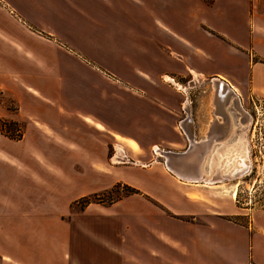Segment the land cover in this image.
<instances>
[{"label": "crops", "instance_id": "crops-1", "mask_svg": "<svg viewBox=\"0 0 264 264\" xmlns=\"http://www.w3.org/2000/svg\"><path fill=\"white\" fill-rule=\"evenodd\" d=\"M148 2L161 8L156 0H0V122L21 132L0 130V264H264V209L249 225L238 222L240 211L226 213L223 201L163 164L182 193L148 197L135 188L148 205L120 211L115 225L92 204L72 212L86 193H63L62 169L96 180L113 164L110 146L126 153L121 142L134 145L146 121H165L166 109L177 108L174 90L165 87L166 99L150 83L177 71L170 19H112L114 8L145 11ZM251 87L264 95V63L252 64Z\"/></svg>", "mask_w": 264, "mask_h": 264}, {"label": "rangeland", "instance_id": "rangeland-1", "mask_svg": "<svg viewBox=\"0 0 264 264\" xmlns=\"http://www.w3.org/2000/svg\"><path fill=\"white\" fill-rule=\"evenodd\" d=\"M156 1L161 3L160 9L152 8L154 4L151 2H148L149 10L145 11L135 5L123 11L114 8L112 19L128 25L137 20L148 23L154 17L161 19L162 23V20L170 19L176 30L178 52L175 54L177 57L174 56L176 60H170V65L177 71L171 73L174 77L166 75L171 80L166 79L165 75L162 78L160 76L159 82L163 86H158V80L150 83L166 99L169 95L165 87L174 90L177 108L174 110L171 106L173 112L166 109L170 116L165 121H146L144 129L139 130V134L144 137L134 139V145L131 140L130 143L121 142L128 157L126 164L120 165L121 149L116 150L115 145L110 146L109 157H112L113 164L108 165L103 172L96 171V180L84 182V170L62 169L60 174L63 176L58 174L57 177L65 186L63 193L66 196L86 193L71 205L72 212H82L92 204L90 211L93 214L102 215V211H105L114 218L111 225L116 224L115 215L120 211L134 212L138 204L148 205L147 200L138 193L132 194L135 188L148 197H156L165 192L181 194L182 190L162 170L161 165L165 166L162 151H183L190 144L191 138L196 141L206 139L210 132L215 133L214 121H224V116L228 115L231 124L227 135L221 139H212L205 159L206 165L212 162V170L217 167L216 172L219 169L220 174L216 173V179L212 181L210 177L213 172L204 169V175L209 181L190 182L188 185L197 186L199 192H208L211 198L223 201L222 210L226 213L231 210L240 211L242 214L235 220L249 225L252 213L264 209V95L251 87L252 64L264 63V55L253 52V42L256 40L264 51V0ZM186 44L190 51L187 50L185 61L178 55L187 53L184 48ZM140 64L147 65L145 62ZM187 66L193 71L190 72ZM258 69L256 66L254 70L256 77ZM217 74L234 84L237 95H241L239 103L236 96L222 89L220 91L226 98L221 100L219 93L221 104L216 105ZM118 81L130 86L129 83ZM138 91L141 93V90ZM238 104L247 114L244 121L243 111ZM157 124L161 125L159 130L156 129ZM8 125V122H0V130L14 131ZM216 130V135H220L222 130ZM10 134L7 133L14 136ZM242 143L249 145L250 171L243 176L216 181L224 176H233L231 169L236 168L241 158L246 159ZM234 192L237 196L231 198ZM68 217L65 219L68 220ZM95 218L98 224L101 219L99 216Z\"/></svg>", "mask_w": 264, "mask_h": 264}, {"label": "water", "instance_id": "water-1", "mask_svg": "<svg viewBox=\"0 0 264 264\" xmlns=\"http://www.w3.org/2000/svg\"><path fill=\"white\" fill-rule=\"evenodd\" d=\"M238 107L241 109L240 105L238 104ZM242 110V109H241ZM243 111V110H242ZM243 121L246 120L247 114L243 111ZM228 131H224L222 129V133L216 137V139H221L222 137L226 136ZM204 143L201 141H196L193 138L190 140V144L188 147L183 151H167L164 153V155L169 156V159L165 160V165L167 169L173 173L174 175L176 172L173 171L172 168H175L180 173L183 174V176L186 180L183 181H189L191 183H197L195 181H198L199 178L197 176H200L201 173L207 169H209V166H212V162L206 165L205 159L206 155L209 150L207 148H202ZM200 147V149H199ZM216 155V154H215ZM206 166V167H205ZM203 176L204 172H203ZM178 177V176H177ZM203 179V178H202Z\"/></svg>", "mask_w": 264, "mask_h": 264}, {"label": "bare ground", "instance_id": "bare-ground-1", "mask_svg": "<svg viewBox=\"0 0 264 264\" xmlns=\"http://www.w3.org/2000/svg\"><path fill=\"white\" fill-rule=\"evenodd\" d=\"M223 78V77H222ZM166 79H169V80H171L172 78L170 77V76H166ZM177 83V82H176ZM227 84L228 83H226L223 79H217L216 78V89H217V92H218V94L216 93L215 94V103H216V105H220L221 103H220V101H219V99H218V97H219V93H220V99L222 100V99H225L226 98V95L225 94H223V92L221 93V91L220 90H222V89H224L225 91H229V93H231L232 95H234V96H236V100L238 101V103H239V101H241V99H240V97L234 92H232V91H234V90H236L237 91V88L235 87V86H232V88L234 89H232L231 88V86H229V88L227 87ZM178 86H179V84H177ZM229 85V84H228ZM228 101H229V98L227 99V103H228ZM223 113V112H222ZM224 115H227L226 113L224 114ZM215 122V125H216V128L214 127V125H212L214 128H215V133H209L208 134V136H207V138L206 139H204V140H200L202 143H204V145L203 146H201L203 149L204 148H207V150H209V148H210V144H211V141H212V139H215L216 138V132L218 131V130H216L217 128H219V129H225L224 131H229V129H228V127L230 126V118L228 117V115L227 116H224V121H217V120H215L214 121ZM212 128V127H211ZM241 130H243V129H241ZM240 130V131H241ZM191 133V132H190ZM221 133H222V131H221ZM190 137H192V135L190 136ZM191 140V139H190ZM243 144V146H244V149H245V151H246V159L245 158H241L238 162H237V166H236V168H234V169H231L232 171L230 172V173H232V175L233 176H224L223 177V179L221 178V179H218V180H216V181H223L224 179H226V178H234V177H236V176H243V175H245V174H247L249 171H250V168H251V165H249V163H250V155H249V152H250V149H249V145L248 144H244V143H242ZM212 147V146H211ZM199 149H200V147H199ZM163 153H165L164 151H162V155L164 156V154ZM165 157V160L166 159H169V156H167V155H165L164 156ZM248 159V160H247ZM165 160H164V164H165ZM166 166V165H165ZM167 168V167H166ZM218 168H220V167H218ZM173 169V171L174 172H176V174H178L177 176L178 177H180V178H182L183 180H186L184 177H181V176H183V174L182 173H180L178 170H176L175 168H172ZM216 169H217V167L214 169V170H212V168H211V166H209V170L211 171V172H213V178L212 177H210V180H212V181H214L216 178V173L217 174H220L219 172L221 171H219V169H218V172H216ZM221 169V168H220ZM227 169H229V168H227ZM246 171V172H245ZM242 172H244L243 174H242ZM197 178H199V180L198 181H195V182H200V181H206L207 180V176H203V172L201 173V175L200 176H197ZM203 178V179H202ZM207 181H209V180H207ZM211 181V182H212ZM183 183H185L186 185H188V183H189V181H187V182H183ZM236 192H234L232 195H231V198L233 197V198H236Z\"/></svg>", "mask_w": 264, "mask_h": 264}, {"label": "built area", "instance_id": "built-area-1", "mask_svg": "<svg viewBox=\"0 0 264 264\" xmlns=\"http://www.w3.org/2000/svg\"><path fill=\"white\" fill-rule=\"evenodd\" d=\"M1 131H2V128H1ZM4 132V131H3ZM5 133L7 134V133H12V134H10V135H14L13 137H16V138H19L20 136H21V132L19 131V130H14V131H7V130H5ZM120 153H121V157H120V160H119V162H121V164H124V163H126V161L128 160L127 158V155H125V153H124V151L123 150H121L120 151Z\"/></svg>", "mask_w": 264, "mask_h": 264}, {"label": "trees", "instance_id": "trees-1", "mask_svg": "<svg viewBox=\"0 0 264 264\" xmlns=\"http://www.w3.org/2000/svg\"><path fill=\"white\" fill-rule=\"evenodd\" d=\"M134 193H139V191L135 189L134 192H133L132 194H134Z\"/></svg>", "mask_w": 264, "mask_h": 264}, {"label": "flooded vegetation", "instance_id": "flooded-vegetation-1", "mask_svg": "<svg viewBox=\"0 0 264 264\" xmlns=\"http://www.w3.org/2000/svg\"><path fill=\"white\" fill-rule=\"evenodd\" d=\"M219 135H217L216 137H218Z\"/></svg>", "mask_w": 264, "mask_h": 264}]
</instances>
